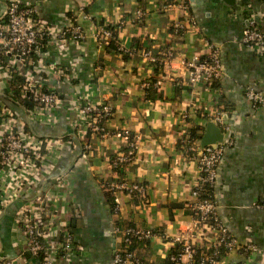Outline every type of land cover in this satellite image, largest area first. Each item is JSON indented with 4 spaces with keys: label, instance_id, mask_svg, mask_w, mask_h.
Returning <instances> with one entry per match:
<instances>
[{
    "label": "crops",
    "instance_id": "obj_1",
    "mask_svg": "<svg viewBox=\"0 0 264 264\" xmlns=\"http://www.w3.org/2000/svg\"><path fill=\"white\" fill-rule=\"evenodd\" d=\"M19 1L33 6L49 27L74 24L85 37L80 42L65 40L44 46L46 65L64 66L70 72L69 79L54 71L46 77L61 97L49 119L29 118L23 106L10 101L11 84L4 73L5 57L0 55V100L35 135L62 142L43 164V176L3 207L1 255L20 256L25 235L16 226V215L24 203L44 193L57 203V216L65 222L74 245L59 264H113L114 251L122 240L113 228L130 225L154 232L147 242L135 245L134 253L144 264H163L175 235L186 232L192 218L187 203L197 170L194 160L178 146L186 129L184 119L189 118L187 125H202V136L207 120L219 113L218 126L223 134L229 132L231 144L217 167L213 186L216 213L238 243L251 242L259 251L245 254L234 250L219 264H260L264 258V209L256 204L264 201V108L252 106L245 92L252 88L264 96V56L241 44L239 38L251 21L264 29V0ZM6 3L0 0V19ZM170 3H184L187 11H174L167 6ZM138 8L145 12L144 20L123 26L117 35L116 45L129 50V55L122 57L98 43L96 27L128 18ZM187 18H192V25ZM178 19H184L186 26L176 33L173 24ZM206 43L220 50L222 76L218 80L191 87L184 69L174 63L162 67L153 84L157 88L147 96L142 83L154 75V66L142 55L143 50L155 53L168 47L176 60L202 58ZM84 92L99 103L112 105L113 115L104 126L116 132L94 138L86 156L72 126L73 97ZM124 129L138 137V144L132 160L119 173L112 160L126 153L127 143L118 134ZM121 177L146 185V195L112 194L105 188L106 182ZM59 240L60 234L52 238ZM198 240L209 241V236L201 235ZM16 263L41 264V260L21 255Z\"/></svg>",
    "mask_w": 264,
    "mask_h": 264
},
{
    "label": "built area",
    "instance_id": "obj_2",
    "mask_svg": "<svg viewBox=\"0 0 264 264\" xmlns=\"http://www.w3.org/2000/svg\"><path fill=\"white\" fill-rule=\"evenodd\" d=\"M167 6L174 11H187L184 3H170ZM144 18L145 12L140 8L135 9L130 17L120 18L109 27L108 25L96 27L94 37L101 45H105L108 40L116 43L118 32L123 26L137 25ZM185 21L191 25L193 23L192 18H187ZM185 21L184 19L175 21L174 32L183 30L186 26ZM84 37L79 27L74 24L61 28L49 27L37 16L33 6L22 4L19 0H7L4 16L0 19V55L5 57L4 73L9 80L14 73H19L25 78L18 95L30 96L34 102L33 108L29 110L24 108L29 118L49 119L52 109L61 102L60 95L46 81L50 72L54 71L64 79L70 78V72L64 66L56 68L46 65L43 59L44 46L51 43L57 45V42L65 40L80 42ZM239 41L245 46L256 48L264 56V29L259 28L253 21L245 28ZM205 46L202 58L193 56L190 59L176 60L174 52L169 48L159 59L150 50L142 51V55L150 63L159 60L161 68L172 67L175 63L179 68L184 69L185 78L191 87L202 83L208 85L222 76V66L219 48L210 43H206ZM32 53L37 54V58L29 61L28 65L25 63V58ZM150 85L149 80H144L142 83L143 87ZM245 97L252 106L264 108V96L260 92L249 88L245 92ZM73 101L75 107V117L72 122L74 136L78 140L81 152L86 156L91 153L94 138L116 134L104 126V121L113 115V107L109 103L97 102L88 92L74 96ZM3 102L0 100V214L7 203L19 198L35 180L43 176V164L48 162V159L56 154L62 145L60 139L40 137L30 129L27 130V124L17 119ZM185 116L184 114L183 118ZM212 116V120L217 124L221 123L219 113ZM118 134L130 147H137V136L131 135L125 129ZM230 144L231 140L228 138L225 142H218L203 148L196 142L197 152L191 157L185 154L194 160L197 174L191 189L190 200L187 203L192 215L189 229L184 233L176 234L173 239L174 243L179 242L182 245L178 255L170 257L176 264H219L221 251L229 253L238 250L245 254L259 252L251 242L240 244L236 241L220 221L214 200L206 196L204 192L205 184L214 186L218 164L225 148ZM194 148L193 146L189 149ZM130 160L129 153H119L112 160V165L115 167ZM105 188L112 194L122 192L142 197L147 191L146 185L131 182L124 177L106 182ZM56 204L44 193H37L30 202L20 207L15 223L23 231L25 242L18 255L21 256L23 252L29 251L39 255L41 264H59L58 261L74 248L65 222L57 216ZM256 206L264 209V201L257 203ZM113 231L120 233L125 246L130 243L132 237L149 239L154 235L151 229L136 227L115 226ZM57 234H60L61 240L52 241L53 236ZM201 235L202 238L209 236V241L204 248H209L211 251L203 253L195 262L193 242ZM20 256L4 257L0 250V264H17V257ZM112 262L113 264H142L132 251L119 247L114 251ZM260 264H264V258Z\"/></svg>",
    "mask_w": 264,
    "mask_h": 264
},
{
    "label": "trees",
    "instance_id": "obj_3",
    "mask_svg": "<svg viewBox=\"0 0 264 264\" xmlns=\"http://www.w3.org/2000/svg\"><path fill=\"white\" fill-rule=\"evenodd\" d=\"M110 25H108L109 27ZM179 34V33H178ZM105 47L107 49H110L113 52H116L118 54H120L122 57L129 55V50H125L123 48H120L116 45L115 42L113 41H106L105 43ZM168 49V47H162V49H159L157 52L153 53L158 59L162 56H164L166 50ZM109 50V51H110ZM146 51V50H143ZM37 58V54L32 53L29 56H27L25 58V63L29 65V59L31 60H35ZM154 66V75L150 76L149 78H147L146 80H149L151 85L148 87H144V91L147 93V96L150 97V93L152 91L155 90V88H157V86H153V84L156 83V81L158 80V75L161 73L162 68H161V64L160 61H156L155 63H152ZM10 84H11V99L10 101L14 104H18L23 106L25 109L29 110L31 108H33L34 102L32 101L30 96L27 95H23V96H19L18 92L20 91V87L23 86L24 82H25V78L23 75L19 74V73H14L12 78L9 80ZM203 117H207V113L202 111L201 112ZM185 124H186V129L184 130L183 134H182V140L179 142L178 146L179 149L186 154L187 156H193V154H195V152H197L196 150V142L200 136H201V132L203 130V126L196 124V123H192L190 122L187 125V122H189V118L186 117L184 119ZM26 129L28 130V126H26ZM194 142V143H193ZM126 149L124 150L126 153H129L131 156V160L133 158V154H135V148L130 147L128 144L126 145ZM195 147L193 150L189 149L190 147ZM129 162V161H128ZM128 162H124L121 163L117 166H115V169L119 172L122 173L124 166L128 163ZM204 192L206 196H210L213 199V186H209L208 184L204 185ZM129 225V224H128ZM126 227H131L130 226H126ZM148 239H137L132 237L130 243L125 246V243H122L121 240V246L119 247L120 249H125L127 251H132L134 253V249H135V245L136 244H143L145 242H147ZM207 243V241L205 240H194L193 244L195 247V255H194V261L197 262L199 260V257L203 254V253H209L211 251V249H206L205 244ZM182 245L181 243H174L173 246L169 249L167 255L164 258L163 264H176L174 263L170 257L171 256H177L178 253L180 252ZM135 254V253H134ZM225 254H227L225 251H221L220 253V258H222ZM23 257H31V256H39L37 254H33L29 251H25L22 253ZM136 257L139 258V260L142 262V264L145 263V260L143 261V259H141L139 256H137L135 254Z\"/></svg>",
    "mask_w": 264,
    "mask_h": 264
},
{
    "label": "water",
    "instance_id": "obj_4",
    "mask_svg": "<svg viewBox=\"0 0 264 264\" xmlns=\"http://www.w3.org/2000/svg\"><path fill=\"white\" fill-rule=\"evenodd\" d=\"M228 135V131L223 134L220 131L218 124L214 120L208 119L206 123V130L200 138L199 146L203 148L209 145H215L218 142H222L223 139H227Z\"/></svg>",
    "mask_w": 264,
    "mask_h": 264
}]
</instances>
